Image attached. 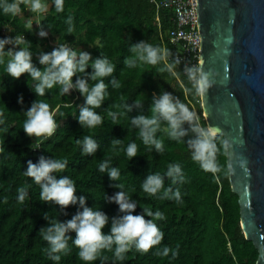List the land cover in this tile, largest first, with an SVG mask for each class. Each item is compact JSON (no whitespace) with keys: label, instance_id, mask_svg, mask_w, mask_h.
Masks as SVG:
<instances>
[{"label":"trees","instance_id":"16d2710c","mask_svg":"<svg viewBox=\"0 0 264 264\" xmlns=\"http://www.w3.org/2000/svg\"><path fill=\"white\" fill-rule=\"evenodd\" d=\"M155 1L64 0L63 11L57 13L52 0H45L48 10L44 14L30 13L23 5L22 13L15 17L0 14V37L23 36L30 45L37 67H40L37 56L41 50L51 51L56 43H67L77 51L90 52L93 57L106 56L115 65L113 76L120 83L119 88L109 86V95L101 107L95 109L103 123L82 128L75 118L83 104V97L77 90H71L69 96H61L58 86H54L46 90L45 96L37 97L26 83V74L13 79L5 73V64H0V92L5 88L0 93V264H85L79 259L78 249L71 239L69 251L59 262L48 259L43 251L47 247L39 235V229L47 224L43 214L58 216V206L42 202L39 186L23 175L27 162L36 163L41 155L67 159L66 169L58 175L72 178L78 189L76 194L86 197V205L100 207L109 217L120 213L118 205L104 197L119 189L111 186L116 182L110 180L107 172L101 173L98 169V164L105 159L110 161V167L120 170V182L136 200L138 205L134 214L142 213V208L164 213L165 218L156 221L164 234L160 244L145 253L132 247L125 253V259L115 264L257 263L258 250L245 238L240 225L239 197L230 184L224 137L218 135L216 138L219 170L214 174L202 170L191 160L186 145L170 140L163 131L156 135L163 141L164 151L156 153L142 143L138 130L129 123V116L151 115V97L167 91L189 109L195 122L207 126L200 92L193 89L185 66L175 60L179 47L169 36L176 26L175 13L172 9L157 11ZM30 15L38 17L31 29L27 27ZM68 16L72 17V33L67 32ZM39 26L45 27L46 37L37 34ZM141 40L168 50L166 62L174 65L175 75L160 70L165 62L156 66L138 63L134 68L124 65L125 58H135L129 51L130 44ZM7 59L4 57L5 63ZM27 82L32 83L30 77ZM21 95L22 104L17 103V97ZM35 99L48 103L50 110L55 109L57 128L40 148L31 149L29 145L39 141L22 130L25 118L22 111ZM133 101L139 102V106ZM125 102L132 105V110L113 121L109 113L117 111L114 105L122 106ZM184 127L188 128V125ZM191 135L189 131L184 141ZM84 136H91L98 144L92 155H83L81 146L76 143ZM115 138L120 139L119 145L112 143ZM130 142L137 145V155L131 160L124 152ZM169 163L180 164L183 171L184 182L172 185L173 189L179 188L180 201L149 197L140 188L148 172L163 174ZM164 183L165 186L170 183L167 177ZM21 187L27 189L23 202L17 200V190ZM77 207L69 205L67 216L61 213L59 219L71 218ZM103 231L107 232L108 228ZM69 235L74 238L75 233ZM165 246L169 248L168 254L157 255ZM100 256L105 258L103 264H113L111 250H101ZM89 264H101V260L98 258Z\"/></svg>","mask_w":264,"mask_h":264},{"label":"clouds","instance_id":"9594fccd","mask_svg":"<svg viewBox=\"0 0 264 264\" xmlns=\"http://www.w3.org/2000/svg\"><path fill=\"white\" fill-rule=\"evenodd\" d=\"M63 4L64 0H52L57 13L63 11ZM21 5L30 13L44 14L48 10V3L45 0H0V14L15 17L22 13ZM66 23L68 24L67 32L72 33L71 16L67 17ZM27 27L31 29L30 24ZM37 29L40 37L47 36L45 27L39 26ZM129 51L135 58H125L126 67L134 68L138 63L156 66L165 62L160 70H166L175 75L174 65L166 62L169 56L166 48L141 40L131 43ZM4 57L8 58L6 63ZM37 59L40 67L33 63V52L23 36L0 37V64H5L4 71L8 77L19 79L22 74H26V83L37 97L45 96L46 90L54 86H58L61 96H69L71 90H77L83 97V104L79 107L78 115L75 116L80 126L93 128L103 123L101 115L95 109L100 108L105 97L109 95L107 91L109 86L120 87L119 81L113 76L115 65L106 56L93 57L88 51L82 49L77 51L67 43L58 42L51 51L41 50ZM185 73L196 91L201 92L207 86L206 75L199 67H188ZM28 77L31 78V84L27 82ZM4 91L3 87L0 93ZM17 103H23L22 95L17 97ZM133 104L139 106V102L133 101ZM114 107L117 111L109 113L113 121L132 110V105L127 102L122 106L114 105ZM22 112L25 117L22 130L30 138H37L39 141L35 145L31 143L29 148H40V144L52 137L57 128L55 109L50 110L48 103L35 99ZM150 112L151 115L129 116L130 125L138 130L139 138L145 146H149L156 153H162L163 141L157 138L156 134L158 131H163L170 140L184 143L191 160L202 170L214 174L219 170L216 159V138L219 129L195 122L189 109L167 91L151 97ZM61 115L63 116V113ZM0 123H2V117H0ZM185 124L188 128L184 127ZM189 131L192 135L184 141L183 138ZM76 143L81 146L83 155H92L98 148L97 142L91 136H84L82 140L77 139ZM112 143L119 145L120 139L115 138ZM124 152L131 160L137 155L136 143H128ZM67 165L68 160L65 158L41 155L36 163L29 160L26 169L23 170V175L30 177L32 182L39 186L40 200L58 206L59 215L50 217L45 212L43 215L47 224L39 229V235L47 243L43 251L48 259L59 262L61 256L69 251L70 239L78 249L79 259L85 264L96 261L98 258L103 264L105 258L100 256L101 250H111L114 256L113 264H115L116 261H123L125 253L132 247L138 252L145 253L153 246L160 244L164 234L156 221L163 220L164 213L142 208V213L134 214L138 204L120 182V170L117 167H110L109 160L100 162L98 169L101 173L107 172L110 180L116 182L111 186L119 189L113 195L104 197L118 205L120 215L112 217H109L100 207L87 206L86 197L76 194L78 189L73 179L68 175H58L66 169ZM166 177L170 181L168 186L164 183ZM184 179L180 164L169 163L163 174L148 172L142 179L140 188L149 197L180 201L179 188L173 189L172 185L183 183ZM17 192V200L23 202L27 196V189L21 187ZM69 205H78L77 210L71 218L60 220L61 213L67 216L66 209ZM105 227L108 228L107 232L103 231ZM70 233H75L74 238L69 235ZM168 252L169 248L165 246L157 252V255H167Z\"/></svg>","mask_w":264,"mask_h":264},{"label":"water","instance_id":"95a60500","mask_svg":"<svg viewBox=\"0 0 264 264\" xmlns=\"http://www.w3.org/2000/svg\"><path fill=\"white\" fill-rule=\"evenodd\" d=\"M207 126L224 137L240 225L264 264V0H196Z\"/></svg>","mask_w":264,"mask_h":264},{"label":"built area","instance_id":"2783aa9c","mask_svg":"<svg viewBox=\"0 0 264 264\" xmlns=\"http://www.w3.org/2000/svg\"><path fill=\"white\" fill-rule=\"evenodd\" d=\"M159 9H172L175 13L176 26L169 32L170 40L177 44L179 52L175 60L181 62L185 69L198 67L200 37L196 21V0H157Z\"/></svg>","mask_w":264,"mask_h":264},{"label":"rangeland","instance_id":"374dc122","mask_svg":"<svg viewBox=\"0 0 264 264\" xmlns=\"http://www.w3.org/2000/svg\"><path fill=\"white\" fill-rule=\"evenodd\" d=\"M37 20H38V17H37V15L35 16H33V15H30L29 16V19H27V24L29 25H31V28L32 27H34V25L37 23ZM35 140H38L37 138H35Z\"/></svg>","mask_w":264,"mask_h":264}]
</instances>
